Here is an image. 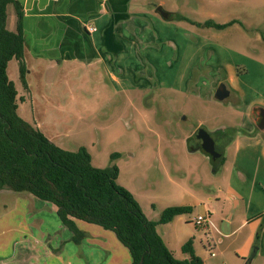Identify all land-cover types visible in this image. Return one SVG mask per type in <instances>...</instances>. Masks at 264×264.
<instances>
[{
    "label": "rangeland",
    "instance_id": "374dc122",
    "mask_svg": "<svg viewBox=\"0 0 264 264\" xmlns=\"http://www.w3.org/2000/svg\"><path fill=\"white\" fill-rule=\"evenodd\" d=\"M139 1L146 11L158 14L159 6L177 16L151 26L153 49L137 36L134 57L122 56L113 79L103 74L98 85L92 73L78 72L68 82L58 75L52 104H41L34 120L26 105L27 122L64 150L84 147L94 167L115 165L118 184L149 220L167 207H189L159 225L160 233L168 232L176 244L192 239L205 264H264V217L257 218L264 201L253 205L256 184H236L250 199L235 205L231 160L213 173L209 158L187 146L189 138L190 147L196 144L197 128L221 131L226 141L242 130L251 103H264V0ZM207 20L239 23L223 29L192 24ZM220 83L231 90L223 101L214 98ZM114 154L119 156L111 161ZM248 214L249 224L240 226ZM198 215L208 216L205 229L195 227ZM223 221H231V234L222 232Z\"/></svg>",
    "mask_w": 264,
    "mask_h": 264
},
{
    "label": "crops",
    "instance_id": "0c3cea01",
    "mask_svg": "<svg viewBox=\"0 0 264 264\" xmlns=\"http://www.w3.org/2000/svg\"><path fill=\"white\" fill-rule=\"evenodd\" d=\"M18 1L23 12L21 30L26 87L20 82L17 60L9 61L6 71L17 92V114L26 122L29 118L25 117L26 105H31L33 117L41 104H52V83L58 75L62 74L68 82L78 72L92 73L97 85L103 74L113 79L122 56L128 60L134 57L137 36L141 37L143 46L148 44L152 50L151 26L155 23L166 25V19L156 9L159 15L146 11L139 0ZM6 13V28L14 32L16 14L12 4L7 6ZM89 27H94L95 31L89 32ZM231 88L234 94H239L236 86L231 85ZM251 106L244 116L242 130L225 141L222 153L221 167L229 160L232 163L233 193L230 198L235 205L250 199L249 191L245 192L236 184L242 187L256 184L254 195L258 198H252L253 205L264 201V132L257 128L254 119L255 108L264 109V103H251ZM56 211L52 203L29 193L0 191V264L131 263L129 251L114 233L98 225L75 220L77 230L83 235L80 242L75 243L72 231L61 223ZM261 213L259 219L264 217V211ZM251 216L245 215L240 226L249 224ZM221 228L224 234H231V221H223ZM157 232L177 259H188L181 247L189 239L176 244L168 232L161 235L159 226ZM193 249L195 252L194 243Z\"/></svg>",
    "mask_w": 264,
    "mask_h": 264
},
{
    "label": "trees",
    "instance_id": "16d2710c",
    "mask_svg": "<svg viewBox=\"0 0 264 264\" xmlns=\"http://www.w3.org/2000/svg\"><path fill=\"white\" fill-rule=\"evenodd\" d=\"M9 4L13 5L16 14L14 32L6 28ZM167 14L166 20L177 18L173 13ZM22 16L18 0H0V191L29 193L52 203L61 223L72 231L75 243L83 237L76 228L75 220L113 232L129 251L130 264H203L195 255L192 239L181 247L188 259L180 260L167 248L157 232L159 225L172 222L175 217L188 212L189 207H167L158 220H149L134 196L118 184V168L115 165L94 167L84 147L75 151L64 150L18 116L17 92L6 70L9 61L17 60L19 79L26 87ZM235 23L239 22H192L198 27L216 29ZM118 156L112 155L111 161ZM209 161L216 169L224 160L221 154L219 159Z\"/></svg>",
    "mask_w": 264,
    "mask_h": 264
},
{
    "label": "water",
    "instance_id": "95a60500",
    "mask_svg": "<svg viewBox=\"0 0 264 264\" xmlns=\"http://www.w3.org/2000/svg\"><path fill=\"white\" fill-rule=\"evenodd\" d=\"M156 10L159 12L160 16L164 19L167 18L168 14L161 7H157ZM230 92L224 83H220L215 90L214 98L217 101H223L227 99ZM254 119L257 122V128L264 132V109L255 108ZM193 139L197 140L195 145H192L190 152L201 151L206 157L215 161L220 158V154L215 149L214 141L209 132L203 128H198L193 134ZM190 139V138H189ZM187 140V146L190 147V140ZM217 169V168H216ZM214 169V170H216Z\"/></svg>",
    "mask_w": 264,
    "mask_h": 264
},
{
    "label": "built area",
    "instance_id": "2783aa9c",
    "mask_svg": "<svg viewBox=\"0 0 264 264\" xmlns=\"http://www.w3.org/2000/svg\"><path fill=\"white\" fill-rule=\"evenodd\" d=\"M88 30H89V32H93V31H95V28L94 27H89ZM208 221H209V218H208L207 215H205V216L198 215L194 219L193 223H194L195 227L201 228V229H205L207 227V225H208Z\"/></svg>",
    "mask_w": 264,
    "mask_h": 264
},
{
    "label": "flooded vegetation",
    "instance_id": "af4514ba",
    "mask_svg": "<svg viewBox=\"0 0 264 264\" xmlns=\"http://www.w3.org/2000/svg\"><path fill=\"white\" fill-rule=\"evenodd\" d=\"M226 85V84H225ZM230 95V94H229ZM228 98V97H227ZM198 129V128H197ZM196 131V130H195ZM194 131V132H195ZM194 134V133H193ZM210 135H211V137H212V140L214 141V145H215V148L217 147V145H216V143L218 142V139H220L221 138V142H220V145H221V151H219V149H218V153L220 154V156H221V154L223 153V149H224V146H225V141L223 140V142H222V139H223V137L221 136L222 135V132L220 131V134L219 133H217V132H213L212 134L210 133ZM226 140V139H225ZM197 141V140H196ZM219 145V146H220Z\"/></svg>",
    "mask_w": 264,
    "mask_h": 264
}]
</instances>
